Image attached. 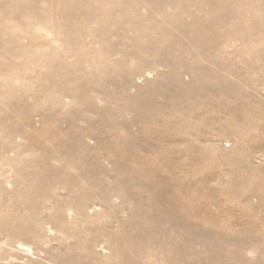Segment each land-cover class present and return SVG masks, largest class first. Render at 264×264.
Returning <instances> with one entry per match:
<instances>
[{
  "label": "rangeland",
  "instance_id": "1",
  "mask_svg": "<svg viewBox=\"0 0 264 264\" xmlns=\"http://www.w3.org/2000/svg\"><path fill=\"white\" fill-rule=\"evenodd\" d=\"M0 264H264V0H0Z\"/></svg>",
  "mask_w": 264,
  "mask_h": 264
},
{
  "label": "bare ground",
  "instance_id": "2",
  "mask_svg": "<svg viewBox=\"0 0 264 264\" xmlns=\"http://www.w3.org/2000/svg\"><path fill=\"white\" fill-rule=\"evenodd\" d=\"M23 247V246H22ZM23 249V248H22Z\"/></svg>",
  "mask_w": 264,
  "mask_h": 264
}]
</instances>
